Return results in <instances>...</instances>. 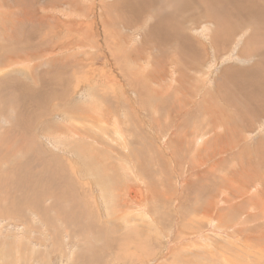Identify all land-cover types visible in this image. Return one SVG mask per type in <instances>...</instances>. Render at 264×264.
<instances>
[{
  "label": "rangeland",
  "instance_id": "374dc122",
  "mask_svg": "<svg viewBox=\"0 0 264 264\" xmlns=\"http://www.w3.org/2000/svg\"><path fill=\"white\" fill-rule=\"evenodd\" d=\"M263 37L264 0H0V264H264Z\"/></svg>",
  "mask_w": 264,
  "mask_h": 264
},
{
  "label": "bare ground",
  "instance_id": "6f19581e",
  "mask_svg": "<svg viewBox=\"0 0 264 264\" xmlns=\"http://www.w3.org/2000/svg\"><path fill=\"white\" fill-rule=\"evenodd\" d=\"M200 1H201V0H200ZM260 1H261V0H260ZM235 5H236V4H235ZM261 6H262V5H261ZM194 16H195V15H194ZM196 17H197V16H196ZM188 19H189V18H188ZM194 19H195V18H194ZM57 21H58V20H57ZM237 22H238V21H237ZM226 23H227V22H226ZM231 25H232V24H231ZM200 26H201V25H200ZM5 28H7V27H5ZM226 30H227V29H226ZM1 31H2V30H1ZM204 31H205V30H204ZM222 31H223V30H222ZM244 32H245V31H244ZM112 33H113V32H112ZM192 34H193V33H192ZM7 35H8V33H7ZM206 35H207V34H206ZM223 37H224V36H223ZM212 38H213V37H212ZM253 38H254V37H253ZM260 38H261V36H260ZM263 38H264V37H263ZM176 41H177V40H176ZM178 41H180V40H178ZM185 41H186V40H185ZM185 41H184V42H185ZM245 41H246V40H245ZM263 41H264V40H263ZM253 42H254V40H253ZM257 42H258V41H257ZM145 44H146V43H145ZM242 44H243V43H242ZM231 45H232V44H231ZM133 46H134V45H133ZM146 46H147V45H146ZM258 46H259V45H258ZM260 46H261V45H260ZM167 48H168V47H167ZM253 48H254V47H253ZM256 48H258V47H256ZM123 49H124V48H123ZM136 49H137V48H136ZM254 49H255V48H254ZM254 49H253V50H254ZM25 51H26V50H25ZM190 51H191V50H190ZM244 51H245V50H244ZM251 51H252V50H251ZM42 52H44V51H42ZM165 52H166V51H165ZM191 53H192V52H191ZM193 53H194V52H193ZM193 53H192L191 55H194ZM127 55H128V54H127ZM141 55H142V54H141ZM171 55H172V54H171ZM147 56H148V55H147ZM194 56H195V55H194ZM23 57H24V56H23ZM144 57H145V56H144ZM174 57H175V56H174ZM159 58H160V57H159ZM161 58H163V57L161 56ZM177 58H178V57H177ZM258 58H259V57H258ZM208 59H209V58H208ZM158 60H159V59H158ZM163 60H164V59H163ZM206 60H207V59H206ZM177 61H178V60H177ZM179 61H180V60H179ZM182 61H183V60H182ZM182 61H180V62H182ZM13 62H14V61H13ZM184 62H185V61H184ZM214 62H215V61H214ZM14 63H15V62H14ZM166 63H167V62H166ZM175 63H176V62H175ZM212 63H213V62H212ZM215 63H216V62H215ZM137 64H138V63H137ZM186 64H187V63H186ZM161 65H162V64H161ZM165 65H166V64H165ZM37 66H38V65H37ZM163 66H164V65H163ZM163 66H161V67H163ZM133 67H134V66H133ZM177 67H179V68L181 69V67H180L179 65H177ZM149 68H150V66H149ZM225 68H226V67H225ZM137 69H138V68H137ZM146 69H147V68H145V70H143V71L146 72ZM166 69H167V68H166ZM176 69H177V68H176ZM223 69H224V68H223ZM173 70H174V69H173ZM260 70H261V69H260ZM136 71H137V70H136ZM174 71H175V70H174ZM177 72H178V71H176V73H177ZM183 72H184V71H183ZM155 73H156V72H155ZM144 74H145V73H144ZM146 75H147V74H146ZM148 75H150V74L148 73ZM159 75H160V74H159ZM179 76H181V74H180ZM150 77H152V75H151ZM153 77H154V76H153ZM153 77H152V78H153ZM161 77H162V76H161ZM161 77H157V78H158V79L160 78V80H161ZM230 77H231V76H230ZM138 78H139V77H138ZM192 78H193V76H192ZM144 79H146V78H144ZM149 79H150V78H149ZM153 79H154V78H153ZM153 79H150V80L153 81ZM175 79H176L177 81L179 80V84L182 82V80H180V78L178 79V78L176 77ZM155 80H156V79H155ZM155 80H154V81H155ZM176 80H175V82H176ZM189 80H190V76H189ZM157 81H158V80H157ZM183 82H184V81H183ZM112 83H113V82H112ZM176 83H177V82H176ZM191 83H192V82H191ZM119 84H120V83H118V85H119ZM153 84H154V83H153ZM157 84H158V83H157ZM181 84H182V83H181ZM181 84H180V85H181ZM114 85H115V84H114ZM116 85H117V84H116ZM122 85H123V84H122ZM143 85H144V84H143ZM169 85H170V84H169ZM176 85H177V84H176ZM132 86H133V85H132ZM149 86H150V84H149ZM109 87H111V86H109ZM138 87H139V85H138ZM159 87H160V86H159ZM164 87H165V86H164ZM164 87L162 86V88H164ZM178 87H179V86H178ZM189 87H190V86H189ZM189 87H188V88H189ZM191 87H192V86H191ZM191 87H190V88H191ZM53 88H54V87H53ZM117 88H118V86H117ZM117 88H116V89H117ZM154 88H155V86H154ZM165 88H166V87H165ZM188 88H187V89H188ZM166 89H167V88H166ZM109 90H110V89H109ZM111 90H112V89H111ZM111 90H110V91H111ZM168 90H169V89H168ZM168 90L166 91L167 93H169ZM115 91H117V90H115ZM159 91H160V89H159ZM183 91H184V90H183ZM192 91H193V90H192ZM111 92H112V91H111ZM133 93H134V92H133ZM143 93H144V92H143ZM154 93H155V92H154ZM140 95H141V94H140ZM154 95H156V94H154ZM121 96H122V95H121ZM163 96H164V95H163ZM165 96H166V95H165ZM89 98H91V96H90ZM160 101H161V100H160ZM98 102H99V100H98ZM155 103L157 104V102H155ZM161 104H162V103H161ZM152 105H153V104H152ZM87 106H88V105H87ZM144 108H145V107H144ZM83 109H84V108H83ZM90 112H91V111H90ZM91 114H92V113H91ZM108 114H110V113H108ZM93 116H94V114H93ZM86 117H87V116H86ZM126 117H127V116H126ZM86 119H87V118H86ZM213 120H214V119H213ZM91 121H92V120H91ZM116 121H117V120H116ZM168 121H169V120H168ZM18 122H19V121H18ZM22 122H23V121H22ZM82 122H83V120H82ZM93 122H95V121H93ZM106 122H107V121H106ZM118 122H119V121H118ZM113 123H114V122H113ZM164 123H165V122H164ZM101 124H102V123H101ZM124 124H125V123H124ZM65 125H66V124H65ZM121 125H122V124H121ZM80 126H82V125H80ZM258 126H259V125H258ZM94 128H95V127H94ZM113 128H114V127H113ZM49 129H50V128H49ZM66 129H67V128H66ZM50 130H51V129H50ZM95 130H96V129H95ZM54 131H55V130H54ZM6 132H7V131H6ZM46 132H47V131H46ZM63 132H64V131H63ZM84 133H85V132H84ZM125 133H126V132H125ZM47 134H48V133H47ZM14 135H15V134H14ZM51 135H52V134H51ZM30 136H31V135H30ZM47 136H48V135H47ZM53 136H54L53 138L56 137L55 135H53ZM51 138H52V137H51ZM31 139H32V138H31ZM112 139H113V138H112ZM53 140H54V139H53ZM6 141H7V140H6ZM3 142H4V141H3ZM36 142H37V141H36ZM53 142H54L55 144L58 143L59 145H61V144H60L61 142H57V139L54 140ZM7 143H8V142H7ZM30 143H31V142H30ZM30 145H31V144H30ZM63 145H64V144H63ZM64 146H65V145H64ZM136 146H137V145H136ZM67 147H68V146H67ZM71 148H72V147H71ZM24 149H25V148H24ZM142 149H143V148H142ZM45 151H46V150H45ZM63 151H64V150H63ZM1 152H2V151H1ZM29 153H30V152H29ZM0 156H1V155H0ZM13 159H14V158H13ZM13 159H12V160H13ZM24 159H25V158H24ZM31 159H32V158H31ZM14 160H15V159H14ZM110 160H111V159H110ZM10 161H11V160H10ZM20 161H21V160H20ZM79 161H80V160H79ZM14 164H15V163H14ZM15 165H16V164H15ZM15 165H14V168L16 167ZM253 165H254V164H253ZM29 166H30V165H29ZM127 166H128V165H127ZM6 167H7V166H6ZM21 167H22V166H21ZM125 167H126V166H125ZM17 168H18V167H17ZM17 168H16V169H17ZM258 168H259V167H258ZM18 169H19V168H18ZM251 169H252V168H251ZM253 169H254V168H253ZM3 170H4V169H3ZM1 171H2V170H1ZM10 171H11V170H10ZM10 171H9V172H10ZM21 172H22V171H21ZM21 172H20V173H21ZM3 173H4V172H3ZM12 173H14V171H13ZM12 173H11V174H12ZM15 174H16V172H15ZM22 174H23V173H22ZM6 175H7V174H6ZM1 176H2V174H1ZM23 176H24V174H23ZM72 176H73V175H72ZM255 176H258V175H256V173H255ZM21 177H22V176H21ZM35 177H37V176H35ZM239 177H240V176H239ZM253 177H254V176H253ZM253 177H252V175H251L250 178H253ZM1 178H2V177H1ZM11 178H12V177H11ZM28 178H29V177H28ZM21 179H22V178H21ZM0 180H1V179H0ZM17 180H18V179H17ZM23 180H24V178H23ZM251 180L253 181V179H251ZM254 180H256V179L254 178ZM3 181H4V180H3ZM11 182H12V181H11ZM4 184H5V182H4ZM17 185H18V184H17ZM20 185H21V184H20ZM250 185H251V184H250ZM65 186H66V185H65ZM34 187H35V186H34ZM36 188H37V187H36ZM39 190H40V189H39ZM39 190H38V191H39ZM31 191H32V190H31ZM16 192H17V191H16ZM32 193H34V192H32ZM86 193H87V191H86ZM16 194H17V193H16ZM23 195H24V194H23ZM35 195H36V194H35ZM86 195H87V194H86ZM13 196H14V195H13ZM24 196H25V195H24ZM195 198H196V197H195ZM32 199H33V198H32ZM90 199H91V198H90ZM93 199H94V198H93ZM210 199H211V198H210ZM67 200H68V199H67ZM99 200H100V199H99ZM33 201H34V200H33ZM78 201H79V200H78ZM90 201H93V200H90ZM59 202H60V201H59ZM80 202H81V201H80ZM85 202H86V201H85ZM87 202H89V201H87ZM87 202H86V203H87ZM238 202H239V201H238ZM92 203H93V202H92ZM107 203L109 204V202H107ZM241 203H242V201H241ZM58 204H59V203H58ZM89 204H91V203H89ZM245 204H246V203H245ZM93 205H94V204H93ZM195 205H196V204H195ZM213 205H214V204H213ZM238 205H239V204H238ZM242 205H244V204H242ZM43 206H44V205H43ZM85 206L89 207L87 204H86ZM85 206H83V207H85ZM49 207H50V206H49ZM91 207H93V206H91ZM231 207H233V206H231ZM85 208H86V207H85ZM85 208H83V211H84L83 214L85 213V210H84ZM240 208H241V207H240ZM261 208H262V207H261ZM92 209H93V208H92ZM94 209H95V210L97 209V210H96L97 212L99 211L98 208H94ZM175 209H176V208H175ZM211 209H212V208H211ZM215 209H216V208H215ZM44 210H45V209H44ZM58 210H59V209H58ZM71 210H72V209H71ZM73 210H74V209H73ZM49 211H50V210H49ZM263 211H264V210H263ZM61 212H62V211H61ZM92 212H94V211H92ZM97 212H94L93 214L95 215V213L97 214ZM194 212H195V211H194ZM86 213H87V212H86ZM89 213H90V211H89ZM98 213H99V212H98ZM215 213H216V212H215ZM47 214H48V213H47ZM80 214H81V213H80ZM91 214H92V213H91ZM256 214H257V213H253V217H254V215H256ZM43 215H44V214H43ZM45 215H46V213H45ZM59 215H60V214H59ZM99 215H100V213H99ZM90 216H91V215H90ZM95 216H96V215H95ZM97 216H98V215H97ZM45 217H46V216H45ZM48 217H49V216H48ZM194 217H195V216H194ZM98 218H100V216H99ZM43 219H44V218H43ZM46 219H48V218H46ZM51 219H52V217H51ZM96 219H97V218H96ZM100 219H101V218H100ZM191 219H192V218H191ZM27 220H28V219H27ZM88 220H90V218H89ZM93 220H94V219H93ZM93 220H92V221H93ZM189 220H190V218H189ZM195 220H196V219H195ZM95 221H96V220H95ZM99 221H100V220H99ZM192 221H193V220H192ZM192 221H190V222H192ZM19 222H20V221H19ZM96 222H98V221H96ZM196 222H197V221H196ZM21 223H22V222H21ZM91 223H92V222H91ZM193 223H195V222H193ZM100 224H101V223H100ZM100 224H99V225H100ZM103 224H104V223H103ZM105 224H106V223H105ZM189 224H190V223H189ZM90 225H91V224H90ZM97 225H98V224H97ZM192 225H193V224H192ZM194 225H195V224H194ZM99 227H100V226H99ZM103 227H104V226H103ZM105 227H106V226H105ZM105 227H104V228H105ZM83 228H84V227H83ZM83 228H82V229H83ZM96 228H97V227H96ZM185 228H186V227H185ZM23 229H24V228H23ZM99 229H100V228H99ZM101 229H102V228H101ZM101 229H100V230H101ZM74 230H75V229H74ZM17 231H18V230H17ZM71 231H72V230H71ZM180 231H182V230H180ZM184 231H185V230H184ZM252 231H253V230H252ZM73 232H74V231H73ZM56 233H57V232H56ZM192 233H193V232H192ZM243 234H244V233H243ZM81 235H82V234H81ZM238 235H239V233H238ZM241 235H242V233H241ZM247 235H248V234H247ZM199 236H200V235H199ZM62 237H63V236H62ZM62 237H61V238H62ZM187 237H189V236L187 235ZM187 237H185V238H187ZM202 237H203V236H202ZM233 237H234V236H233ZM243 237H244V235H243ZM243 237H242V238H243ZM248 237H249V235H248ZM251 237H252V236H251ZM81 238H82V237H81ZM242 238H241V239H242ZM245 238H246V237H245ZM257 238H258V237H257ZM257 238H256V240H258ZM182 239H183V238H182ZM196 239H197V238H196ZM241 239L238 238V240H240V241H241ZM247 239H248V238H247ZM249 239H251V238H249ZM253 239H254V238H253ZM187 240H188V239H187ZM192 240H193V239H192ZM259 240H260V239H259ZM183 241H184V239H183ZM183 241L181 240V243H183ZM254 241H255V240H254ZM66 242H67V241H66ZM189 242H190V241H189ZM193 242H194V241H193ZM246 242H247V240H246ZM43 243H44V242H43ZM191 243H192V242H191ZM207 243H208V242H207ZM242 243H244V242H243V239H242ZM251 243H252V242H251ZM57 244H58V243H57ZM211 244H212V243H211ZM256 244H257V243H256ZM16 245H17V243H16ZM31 245H32V244H31ZM61 245H63V243H62ZM191 245H192V244H191ZM204 245H205V244H204ZM221 245H222V244H221ZM248 245H249V244H248ZM250 245H251V244H250ZM55 246H57V245H55ZM58 246H59V245H58ZM181 246H183V245H181ZM214 246H215V245H214ZM238 246H239V245H238ZM251 246H253V245H251ZM185 247H186V246H185ZM212 247H213V246H212ZM239 247H240V246H239ZM241 247H242V245H241ZM241 247H240V248H241ZM0 248H1V247H0ZM250 248H251V247H250ZM257 248L259 249V247H257ZM262 248H264V247H261V249H259V250L261 251ZM184 249H185V248H184ZM212 249H213V248H212ZM251 249H253V248H251ZM209 250H210V249H209ZM239 250H240V249L238 248V251H239ZM243 250H244V249H243ZM256 250H257V249H256ZM63 251H64V250H63ZM185 251H186V250H185ZM241 251H242V249H241ZM251 251L253 252L254 250H251ZM233 252L235 253V251H233ZM243 252H244V251H243ZM245 252H246V251H245ZM252 252H251V253H252ZM234 253H233V254H234ZM236 253H238V252H236ZM239 253H240V251H239ZM254 253H255V252H254ZM63 254H64V253H63ZM85 254H86V252H85ZM194 254H195V253H194ZM240 254H241V253H240ZM255 254H256V253H255ZM261 254H262V253H261ZM56 255H57V254H56ZM231 255H232V254H231ZM234 255H235V254H234ZM257 255H258V254H257ZM30 256H31V255H30ZM99 256H100V255H99ZM183 256H184V255H183ZM209 256H210V255H209ZM227 256H228V255H227ZM245 256H246V255H245ZM249 256H250V255H249ZM254 256H255V255H254ZM92 257H93V256H92ZM97 257H98V256H97ZM165 257H166V256H165ZM176 257H177V256H176ZM210 257H211V256H210ZM225 257H226V256H225ZM240 257H241V256H240ZM247 257H248V256H247ZM263 257H264V256H263ZM35 258H36V257H35ZM81 258H82V257H81ZM181 258H182V257H181ZM234 258H235V257H234ZM250 258H252V257H250ZM33 259H34V258H33ZM63 259H65V258H63ZM152 259H153V258H152ZM176 259H177V258H176ZM178 259H180V258H178ZM186 259H187V258H186ZM206 259H207V258H206ZM238 259H239V258H238ZM243 259H244V261L240 262L239 264H249V263H250L249 261H245L247 258H243ZM35 260H36V259H35ZM89 260H90V258H89ZM228 260H229V259H228ZM228 260H227V261H228ZM248 260H250V259H248ZM255 260H256V257H255ZM33 261H34V260H33ZM57 261H58V259H57ZM84 261H85V260H84ZM180 261H181V259H180ZM262 261H263V260H262ZM91 262L94 263V261H92V260H91ZM91 262H90V263H91ZM251 262H252V261H251ZM84 263H85V262H84ZM84 263H83V264H84ZM261 263H262V262H261ZM74 264H75V262H74ZM85 264H86V263H85ZM225 264H227V263H225ZM233 264H234V261H233ZM252 264H253V263H252Z\"/></svg>",
  "mask_w": 264,
  "mask_h": 264
}]
</instances>
